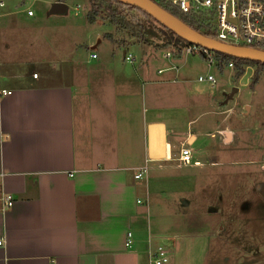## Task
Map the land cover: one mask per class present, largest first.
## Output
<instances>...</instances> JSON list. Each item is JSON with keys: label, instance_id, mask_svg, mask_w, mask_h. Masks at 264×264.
Returning <instances> with one entry per match:
<instances>
[{"label": "crops", "instance_id": "obj_1", "mask_svg": "<svg viewBox=\"0 0 264 264\" xmlns=\"http://www.w3.org/2000/svg\"><path fill=\"white\" fill-rule=\"evenodd\" d=\"M1 9L0 195L12 205L0 210V264H148L152 246L174 243L169 236L192 217H177L164 197L176 182L173 143L191 137L176 135L171 116L179 110L188 131L186 100L201 97L181 89L168 63L154 73L149 62L102 70L92 42L81 58L83 39L46 37L51 21ZM127 78L136 87L125 88ZM167 86L180 100L158 106L151 89ZM148 128L152 140L162 135L161 152L146 149ZM142 166L147 176L133 179Z\"/></svg>", "mask_w": 264, "mask_h": 264}, {"label": "rangeland", "instance_id": "obj_2", "mask_svg": "<svg viewBox=\"0 0 264 264\" xmlns=\"http://www.w3.org/2000/svg\"><path fill=\"white\" fill-rule=\"evenodd\" d=\"M0 2L5 6L4 10L10 8L22 14V19L30 12V20L51 21L52 25L48 27L52 29V34L44 33L46 37L60 39L67 33L76 44L83 39L81 47H78L81 58L86 56V51L91 52L87 41L92 42L99 57L96 62L102 70L109 63L122 65L126 70L132 69V65L124 61V53L134 57V64H153V73L157 64L168 63L181 89L189 88L191 96L198 95L202 101L201 104L199 101L191 103L187 98L189 96H186L187 100L184 96V118L186 122L189 118L194 119L188 131L181 133L180 129L185 126L179 127L182 115L179 110L171 116V122L180 128L176 135L183 139L188 132L191 137L187 136L190 140L188 144L181 143L180 139L173 143L171 165L176 182L170 187L172 196L164 197H171L168 199L173 202L177 217H192L184 227L177 229L174 236H169L175 238L174 243L152 246L154 251L151 255L160 248L170 259L175 254L182 260L190 256L194 258V264H264V71L257 84L250 88L252 68H245L241 77L235 79L227 67H223L219 74L214 66L208 67L198 56H182L186 45L175 44L173 37L167 39L170 45L161 48L163 43L156 37L142 43L130 37L125 30L109 24L101 12L94 15L93 22H89L85 14L90 5L85 0H62L66 7L62 15L49 13L51 5L58 0ZM107 34L111 41L105 37ZM165 53H169L171 58L166 59ZM208 74L215 79L213 85L205 81L197 82L198 77ZM130 86L134 88L136 83L127 78L125 88ZM170 87L151 89L158 106L167 105L174 101V97H180L178 91L175 92L176 88ZM224 132L230 134L227 142H223ZM144 134L146 149L150 151L152 144L156 143L154 148L159 147L155 149L156 153L161 152L164 143L162 135L157 137L159 140H152L149 128ZM182 147H188L191 152V160L186 166L176 161L177 151ZM143 260L146 263L147 260ZM184 263L190 264L189 261Z\"/></svg>", "mask_w": 264, "mask_h": 264}, {"label": "built area", "instance_id": "obj_3", "mask_svg": "<svg viewBox=\"0 0 264 264\" xmlns=\"http://www.w3.org/2000/svg\"><path fill=\"white\" fill-rule=\"evenodd\" d=\"M171 4L175 6L182 14L189 16H202L205 24L208 26V33L212 39L234 47H246L255 51H264V0H172ZM3 4L0 2V8ZM30 12L27 13L29 15ZM198 56L204 60L205 65L212 67L215 65V58L212 52L206 48L196 45H186L182 50V56ZM89 58L95 59V54L90 53ZM124 61L134 63V57L131 54L122 55ZM164 57L170 59L169 53ZM133 61V62H132ZM232 69V64L226 66ZM160 73V71H158ZM36 74H32L35 78ZM205 81L209 85L215 83L213 75L208 74L198 77L197 82ZM191 160V152L188 147L180 148L176 161L179 165L186 166ZM146 166L136 168L133 179L138 180L146 173ZM139 203V201H137ZM12 205L9 196L0 195V210L8 209ZM125 246H129L130 234L126 235ZM4 244L3 237L0 235V247ZM169 258L162 249L157 248L154 255L150 254L148 264H167Z\"/></svg>", "mask_w": 264, "mask_h": 264}, {"label": "trees", "instance_id": "obj_4", "mask_svg": "<svg viewBox=\"0 0 264 264\" xmlns=\"http://www.w3.org/2000/svg\"><path fill=\"white\" fill-rule=\"evenodd\" d=\"M62 2V0H58ZM90 5V9L85 14L86 20L93 22L94 15L101 12L103 19H106L109 24L114 27H118L121 30H125L130 37L136 38L142 43H148V38L156 37L161 43L162 47H167L169 41L168 37L175 39L177 45H192L176 37L173 32L168 30L155 18L142 12L137 8H134L127 4H122L116 0H85ZM161 9L165 10L171 16L177 18L185 25L199 34L210 37L208 33V26L205 24V20L202 16H189L188 14H181L179 10L171 4L172 0H150ZM153 24L160 27L161 30L156 28ZM162 35H159V34ZM165 34V35H164ZM109 41L111 38L109 34L105 35ZM175 46V45H172ZM215 58L214 70L217 73L222 72V68L227 66L228 63L232 64L231 72L235 79L240 78L245 68H252V74L249 78V87L252 88L257 84L259 78L264 71V63L254 62L244 59H237L228 55L220 54L211 51ZM201 59V58H200Z\"/></svg>", "mask_w": 264, "mask_h": 264}, {"label": "water", "instance_id": "obj_5", "mask_svg": "<svg viewBox=\"0 0 264 264\" xmlns=\"http://www.w3.org/2000/svg\"><path fill=\"white\" fill-rule=\"evenodd\" d=\"M122 4L130 5L134 8L139 9L140 11H144L157 21H159L162 25H164L168 30L173 32L176 37H179L181 40L183 39L189 44L196 45L198 47L206 48L210 51L216 53H222L224 55H228L237 59H244L254 62H262L264 63V51H255L246 47H234L229 46L223 43H219L214 39L204 36L203 34H199L196 31L189 28L183 22L178 20L177 18L171 16L165 10L158 7L150 0H116ZM66 10V7L61 2H54L50 9L49 13L53 15H62ZM230 138V134L228 132H224V142H227Z\"/></svg>", "mask_w": 264, "mask_h": 264}]
</instances>
